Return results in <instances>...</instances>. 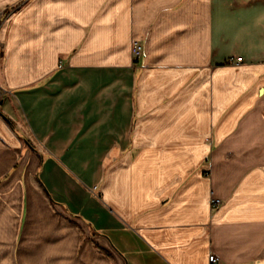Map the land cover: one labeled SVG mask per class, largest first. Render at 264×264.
<instances>
[{
    "label": "crops",
    "instance_id": "crops-1",
    "mask_svg": "<svg viewBox=\"0 0 264 264\" xmlns=\"http://www.w3.org/2000/svg\"><path fill=\"white\" fill-rule=\"evenodd\" d=\"M0 91V264H264V0H0Z\"/></svg>",
    "mask_w": 264,
    "mask_h": 264
},
{
    "label": "built area",
    "instance_id": "built-area-1",
    "mask_svg": "<svg viewBox=\"0 0 264 264\" xmlns=\"http://www.w3.org/2000/svg\"><path fill=\"white\" fill-rule=\"evenodd\" d=\"M143 54V46L140 43L134 42L132 46V56L133 59L137 62ZM241 59H238L240 61ZM2 92L0 91V95ZM220 201H214L215 204H219ZM210 262L213 264L217 263V259L214 256H210Z\"/></svg>",
    "mask_w": 264,
    "mask_h": 264
},
{
    "label": "water",
    "instance_id": "water-1",
    "mask_svg": "<svg viewBox=\"0 0 264 264\" xmlns=\"http://www.w3.org/2000/svg\"><path fill=\"white\" fill-rule=\"evenodd\" d=\"M260 94H263V89L260 90Z\"/></svg>",
    "mask_w": 264,
    "mask_h": 264
}]
</instances>
